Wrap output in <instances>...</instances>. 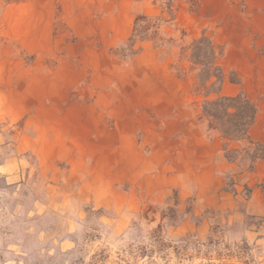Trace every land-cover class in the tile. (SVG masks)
Instances as JSON below:
<instances>
[{
  "label": "rangeland",
  "instance_id": "374dc122",
  "mask_svg": "<svg viewBox=\"0 0 264 264\" xmlns=\"http://www.w3.org/2000/svg\"><path fill=\"white\" fill-rule=\"evenodd\" d=\"M143 1L151 14L135 13L117 43L110 0L0 1V264H264V212L203 206L151 182L132 191L130 142L117 139L130 134L129 70L144 44L191 88L205 128L241 137L254 106L218 94L237 80L222 64L246 45L264 50V0ZM56 112L75 134L65 156L56 143L58 158ZM84 128L101 141H78Z\"/></svg>",
  "mask_w": 264,
  "mask_h": 264
},
{
  "label": "crops",
  "instance_id": "0c3cea01",
  "mask_svg": "<svg viewBox=\"0 0 264 264\" xmlns=\"http://www.w3.org/2000/svg\"><path fill=\"white\" fill-rule=\"evenodd\" d=\"M110 1L108 29L121 31L113 33V43L130 36L135 13L151 14V4L143 0ZM134 1L137 4L132 9ZM259 18L264 29L263 12ZM259 46L247 48L246 45L223 59L222 72L236 71L237 80L225 78L218 94L241 95L254 106L244 134L227 137L221 130L204 127L200 103L191 88L174 73L169 58H161L148 44L142 45L129 70L130 134L117 137L130 142L132 191L141 188L140 183L147 189L146 184L151 182L155 189L174 187L180 191L181 198L193 197L203 206L234 210L244 201L248 211L264 212V154L246 150L248 146L264 147V50ZM54 115L58 123L53 127L50 141L55 144L63 141L64 147L67 146L62 155L60 145L54 144L53 156L58 158L65 156L67 150L69 154L70 146L66 142L72 141L75 134L72 135L65 114L56 112ZM82 133L78 141H101L99 135L88 133L85 128ZM243 155L250 157L247 162ZM73 156L79 167L87 165L88 153L84 147ZM101 161L104 171L111 173L114 168L112 163L108 164L111 159ZM122 168L125 171L128 165ZM245 191L248 195L244 197Z\"/></svg>",
  "mask_w": 264,
  "mask_h": 264
},
{
  "label": "trees",
  "instance_id": "16d2710c",
  "mask_svg": "<svg viewBox=\"0 0 264 264\" xmlns=\"http://www.w3.org/2000/svg\"><path fill=\"white\" fill-rule=\"evenodd\" d=\"M0 1H3V2H9V1H13V0H0ZM139 18H142V19H146L147 17L146 16H141Z\"/></svg>",
  "mask_w": 264,
  "mask_h": 264
}]
</instances>
